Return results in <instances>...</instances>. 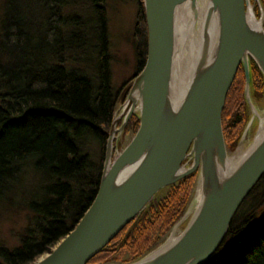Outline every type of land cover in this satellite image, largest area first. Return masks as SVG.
Segmentation results:
<instances>
[{"label":"water","instance_id":"95a60500","mask_svg":"<svg viewBox=\"0 0 264 264\" xmlns=\"http://www.w3.org/2000/svg\"><path fill=\"white\" fill-rule=\"evenodd\" d=\"M253 1L258 17L251 0H206L199 19V0H141L146 58L113 115L97 191L71 231L33 264H88L156 194L194 173L191 201L167 237L125 264H205L212 257L264 175V101L261 114L251 98L250 74L252 60L264 80V11L260 0ZM179 8L186 24L177 19ZM199 20L187 81L175 100L173 81L182 70L187 34ZM239 66L250 111L239 143L255 129L249 146L229 155L221 116ZM133 115L138 129L113 156L115 134Z\"/></svg>","mask_w":264,"mask_h":264},{"label":"trees","instance_id":"16d2710c","mask_svg":"<svg viewBox=\"0 0 264 264\" xmlns=\"http://www.w3.org/2000/svg\"><path fill=\"white\" fill-rule=\"evenodd\" d=\"M65 1L51 3L61 24H81L78 16L60 15L59 10ZM88 1L96 18L93 54L97 83L80 69L68 70L67 60L59 57L58 53L56 57L51 55L42 57V60H30L36 54L34 51L25 54L23 44L17 55L8 52L7 45L13 42L10 41L12 35L3 32L0 21V52L7 59L0 61V204L21 177L30 173L38 183L35 192L26 194L25 204L30 216L27 226L17 246L12 249L0 246V264L35 263L76 225L97 191L115 110L124 101L132 79L144 65L147 28L141 0L137 3L132 35L136 72L116 92L111 86L104 6L107 0ZM260 4L264 11V0H260ZM254 13L259 16L256 4ZM13 15L17 28L30 40L28 24L16 9ZM85 46L66 43L62 53L80 52L79 49L83 50ZM83 52L86 53L85 49ZM73 60H77L75 56ZM250 74L251 98L255 104L262 105L264 80L252 60ZM243 91L244 73L239 66L221 116L228 151L237 145L250 116ZM138 125V117L131 116L123 130L121 145L126 142L128 133L135 134ZM88 141L99 148L98 162H94L85 151ZM195 181L196 173L156 194L146 209L88 264L111 263L123 252L128 256L121 264L130 263L157 247L190 203ZM205 264H264V175L239 207L223 242Z\"/></svg>","mask_w":264,"mask_h":264},{"label":"rangeland","instance_id":"374dc122","mask_svg":"<svg viewBox=\"0 0 264 264\" xmlns=\"http://www.w3.org/2000/svg\"><path fill=\"white\" fill-rule=\"evenodd\" d=\"M54 1L55 0H0V21L2 30L3 32L5 31L6 34L8 33V35L11 34L12 37L10 41H13L7 45L8 52L17 55L23 44L25 46V49H23L25 54L31 51H34L36 54L30 60H42V57L46 58L51 55H55L56 57L58 53L59 57L67 60L68 70L80 69L94 80V83H97V65L95 63V54H93V49L96 47L94 43L96 42L97 29L96 27L94 28L96 18L93 8L88 0H66L59 10L60 15L62 17L78 16L81 24L74 22L77 26H73V24L70 26L62 25L59 15L56 14L54 7L51 5ZM138 1L139 0H107L104 3L107 15L108 51L111 58V86L114 92L127 83L136 72L137 59L132 35ZM251 2L255 6L254 1L251 0ZM14 8L19 12V15L22 16L24 22L28 24V35L31 37L30 40H28L26 36L22 34L23 32L17 28L16 22H13ZM78 33L79 36L77 35ZM1 36L2 34L0 33V43L2 41ZM3 42L5 43V41ZM66 43L71 45L85 44L86 48L84 49L86 53L83 52L84 49H79L80 52L74 51L71 53L65 51V53H62ZM73 56H75L77 60H73ZM1 60L7 59L4 58L0 52V61ZM258 103L261 104V102ZM120 105H118V107ZM257 105L256 103V106ZM258 107L259 112L263 114L262 105H258ZM119 124L120 121L116 126L118 127ZM254 129L255 127L253 126L249 135L240 143L238 141L232 151L227 150L228 154L231 155L235 152L236 147L244 151L251 143ZM122 133L120 134L121 137L123 136ZM116 136L117 134H115V137ZM121 137L118 135L114 140V154L120 152V147H122V150L129 143L133 135L128 133L126 142L122 145L120 144ZM85 146V151L89 154L91 159L94 162H98L100 158V153L98 154L99 148L92 141H88V144H85ZM35 182L36 181L30 177V173L27 174V177L26 175L21 177L18 184L15 185L6 196V200L0 204V246H4L8 249L17 246L18 239L23 234L30 218L25 204L27 201L26 196H28L26 194L36 191L38 183ZM187 220L188 219L177 229V233L183 229ZM127 256L125 252L120 253L117 259L109 264H121L126 260Z\"/></svg>","mask_w":264,"mask_h":264},{"label":"bare ground","instance_id":"6f19581e","mask_svg":"<svg viewBox=\"0 0 264 264\" xmlns=\"http://www.w3.org/2000/svg\"><path fill=\"white\" fill-rule=\"evenodd\" d=\"M205 5H206V0H199V19H202L204 16V11H205ZM177 19L179 21L180 24H186V18H185V10L184 8H179L178 9V13H177ZM200 25H201V20L198 21V28L196 30H192L191 34H187V45L185 48V54L183 56V58H181V60H183V65H182V70L180 72L179 75H176L173 81V88H172V95L173 98L175 100H177L179 98V96L181 95V91L183 86L185 85L186 81H187V74L190 68V60H191V55L194 54L195 48H196V44H197V37H198V32L200 29ZM121 124V122H120ZM120 124L118 125V127L120 126ZM117 127V126H116ZM117 127V128H118ZM126 127V126H125ZM124 127V128H125ZM123 128V130H124ZM122 130V132H123ZM121 132V133H122ZM118 136V135H117ZM119 136L121 137V135L119 134ZM122 138H120L121 140ZM115 142V141H114ZM114 142H113V146H114ZM121 151V149H119ZM113 156H114V150H113ZM236 158H232L231 159V163L230 165H234ZM104 162V160H103ZM103 166V164H102ZM167 188V187H166ZM149 202L147 203V205L139 212V214L146 209V207L148 206ZM132 221V220H131ZM130 221V222H131ZM129 222V223H130ZM128 223V224H129ZM127 224V225H128ZM125 227V226H124ZM123 230V229H122Z\"/></svg>","mask_w":264,"mask_h":264}]
</instances>
